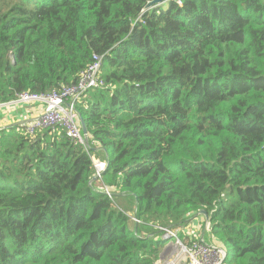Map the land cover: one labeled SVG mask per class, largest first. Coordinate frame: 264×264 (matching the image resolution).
<instances>
[{"label": "trees", "instance_id": "trees-1", "mask_svg": "<svg viewBox=\"0 0 264 264\" xmlns=\"http://www.w3.org/2000/svg\"><path fill=\"white\" fill-rule=\"evenodd\" d=\"M150 1L0 0V103L93 55L104 83L76 105L89 151L0 129V264H157L155 226L202 210L225 264H264V0Z\"/></svg>", "mask_w": 264, "mask_h": 264}, {"label": "built area", "instance_id": "built-area-1", "mask_svg": "<svg viewBox=\"0 0 264 264\" xmlns=\"http://www.w3.org/2000/svg\"><path fill=\"white\" fill-rule=\"evenodd\" d=\"M101 61L102 56L93 55L91 63L79 73L76 82L48 93L23 92L17 94L15 100L0 103V110L7 105L41 104L43 106L42 113L21 125L23 132L28 137L33 138L43 130L58 127L72 142L83 145L86 150H89L88 134L87 136L82 134L76 105L85 98L90 90L103 87ZM91 162L94 177L100 181L102 174L107 169L108 161L92 156ZM103 189L109 195L105 186ZM132 220L139 223L136 218H132ZM205 222L206 228H209V221L205 220ZM156 229L159 231L161 241L165 242L161 255V259H166L165 264H225L227 252L218 242L205 243L202 237V240L184 243L178 236L179 229L169 227H156Z\"/></svg>", "mask_w": 264, "mask_h": 264}, {"label": "crops", "instance_id": "crops-1", "mask_svg": "<svg viewBox=\"0 0 264 264\" xmlns=\"http://www.w3.org/2000/svg\"><path fill=\"white\" fill-rule=\"evenodd\" d=\"M43 106L37 103L7 105L0 110V129L11 125L21 126L42 113ZM102 187L104 185H101Z\"/></svg>", "mask_w": 264, "mask_h": 264}, {"label": "rangeland", "instance_id": "rangeland-1", "mask_svg": "<svg viewBox=\"0 0 264 264\" xmlns=\"http://www.w3.org/2000/svg\"><path fill=\"white\" fill-rule=\"evenodd\" d=\"M89 151V150H87ZM92 156L99 159V154L92 152ZM99 180H95L96 185L98 184ZM205 218L202 215L197 216L196 218L192 219L191 221H188L187 223L183 224L179 228L178 236L184 243H189L190 241H197L200 240V237H203V240L205 243H214L211 239L210 235V226L209 228H206L205 226ZM209 221V220H208ZM158 228H163L164 226H155ZM145 234V233H143ZM162 254V250H161ZM166 259H161L159 256V260L157 261V264H165Z\"/></svg>", "mask_w": 264, "mask_h": 264}, {"label": "water", "instance_id": "water-1", "mask_svg": "<svg viewBox=\"0 0 264 264\" xmlns=\"http://www.w3.org/2000/svg\"><path fill=\"white\" fill-rule=\"evenodd\" d=\"M168 1H171V0H152V1L148 2L145 5L143 11L149 10L151 8H154V7H158V6L164 4V3L168 2ZM77 116H78V119H79V124H80V127H81L82 134L84 136H87V130L85 128L84 122H83V120L80 118V116L78 114H77ZM96 179L97 178L93 176L92 179H91V182L89 184L91 185ZM199 215H202L206 220H208V215L206 214L205 211L202 210V211L198 212L197 214H195L193 216V218L189 219V221H191L192 219L196 218ZM200 240H202V236L200 237ZM161 255L162 254L160 253V255H159L160 258H161Z\"/></svg>", "mask_w": 264, "mask_h": 264}]
</instances>
